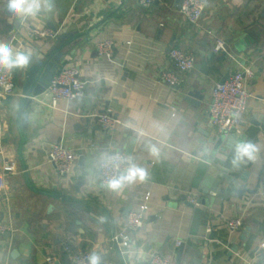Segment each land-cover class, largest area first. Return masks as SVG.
<instances>
[{
	"label": "crops",
	"instance_id": "1",
	"mask_svg": "<svg viewBox=\"0 0 264 264\" xmlns=\"http://www.w3.org/2000/svg\"><path fill=\"white\" fill-rule=\"evenodd\" d=\"M10 3L0 0V46L27 63L15 66L17 89L0 114V167L6 160L17 162L0 204V220L12 226L0 232V264H49L48 256L55 264H72L66 242L91 249L96 264H122L111 238L126 227L128 213L142 207L146 220L131 230L128 264H149L154 251L178 264V240L186 245L180 264H195L191 258L199 264H264V0H205L197 24L186 20L178 0H155L149 7L139 0H27L25 8L38 5L31 12H17ZM24 20L52 27L57 36L30 38ZM220 36L234 58L213 51ZM101 39L115 42L112 59L99 54ZM171 45L196 56L180 87L160 79L173 66ZM54 48L65 51L61 67L80 68L85 93L61 100L57 108L32 100L24 125L19 112L26 72ZM242 65L255 70L244 130L232 146L216 151L209 142L218 133L208 112L211 90ZM191 91L203 96L190 97L198 104L189 99ZM109 107L122 122L106 132L97 114ZM133 138L126 171L103 185L100 166L108 151L126 152ZM54 142L77 152L75 169L66 176L48 160ZM80 150L84 179L77 172ZM246 169L248 179L232 193H201L204 185L211 188L217 179ZM132 171L136 175L129 178ZM190 192L208 196L210 205H192ZM236 217L244 225L232 231L226 222Z\"/></svg>",
	"mask_w": 264,
	"mask_h": 264
},
{
	"label": "built area",
	"instance_id": "2",
	"mask_svg": "<svg viewBox=\"0 0 264 264\" xmlns=\"http://www.w3.org/2000/svg\"><path fill=\"white\" fill-rule=\"evenodd\" d=\"M155 0H139L144 7L151 6ZM180 10L186 20L192 24L200 22L205 11V0H180ZM30 38H50L56 37L57 32L52 27H38L27 23H22ZM133 39V37L131 38ZM132 40H130L131 42ZM115 42L111 39H101L97 41L98 52L101 56L112 59ZM213 51L223 52L234 58L228 41L220 36L217 38ZM173 66L161 71L160 79L167 82L171 87H180L184 82V74L195 67L196 56L194 53L186 51L178 46H173L170 50ZM15 60L9 57L8 65L0 64V114H3L6 100L16 92L17 86L14 80L13 64ZM255 76L252 66L242 65L239 69L232 71L224 82L216 83L211 90V99L208 104V112L211 121L216 126L218 133L241 134L244 130V115L249 107V100L253 92L249 89V83ZM86 81L81 76L78 66L67 65L60 67L55 73L52 81L45 90L48 99L39 98L38 95H25L31 100L38 99L52 108H57L61 100H71L85 93ZM43 93V94H44ZM99 124L106 132L115 130L121 123V119L115 116L111 107L104 112L97 114ZM0 131L2 126L0 125ZM77 152L63 142H54L48 149V160L60 176H66L73 172L76 166ZM129 156L122 149L115 148L108 151L105 159L101 162V182L103 185H111L117 180L128 167ZM17 162L6 160L0 167V204L7 198L8 177L16 172ZM200 194L190 192L187 199L194 205H198ZM146 207L140 210H132L127 216V225L121 230H116L111 238L113 247L123 255L127 248L131 246V230L141 228L146 220ZM227 226L232 231H237L243 227V220L240 217L227 220ZM11 224L0 220V232L11 231ZM212 231L211 225L207 228ZM182 241L178 240L177 244ZM264 246V243L262 244ZM63 247L68 253L72 264H92L94 258L91 249H73L69 243H64ZM49 264H55L54 258H46ZM149 264H175L173 257L159 251L152 252Z\"/></svg>",
	"mask_w": 264,
	"mask_h": 264
},
{
	"label": "water",
	"instance_id": "3",
	"mask_svg": "<svg viewBox=\"0 0 264 264\" xmlns=\"http://www.w3.org/2000/svg\"><path fill=\"white\" fill-rule=\"evenodd\" d=\"M178 2L180 5V0H178ZM62 41H64V39ZM172 47L173 46L171 45L169 50H171ZM56 48H54L49 54H47L44 59L37 60L36 62H34L33 65H31L29 67L28 71L26 72V80H25V85L23 88L25 95H34V96L41 95L45 92L46 88L49 86V84L52 81L55 73L61 67L60 63L62 61L64 52H65L64 50H60V51L55 52ZM114 53L115 54L118 53V48L116 46H114ZM227 77H228V75L225 76L223 78V80H221V82H224ZM191 96H194L197 98L199 97L200 100L203 98V96L200 95L198 92H194V91L189 92V95H188L189 99H191L196 104L199 103L198 100L197 101L193 100L192 98H190ZM31 103H32V100L30 98H28L27 96H25V101L23 103V107H22L21 111L19 112V115H20L24 125H26V123L28 122V119H29V114L27 112V108L30 107ZM86 118L89 121V117H86ZM262 127L264 129V126H262ZM240 136L241 135L239 133H231L228 135L223 134V133H217L209 139V142L213 145V148L216 151L226 150L227 148L232 146V143L236 139H238V137H240ZM135 141H136V138H133L128 149H127V151H126L127 155L132 154V146H133V143ZM79 154H80V156H79V160H78V164H77V172L79 174V178L84 179L83 178V171L85 168V157H84L83 152L81 150L79 151ZM205 157L207 158L208 154ZM238 164H240V163H238ZM239 167H240L239 165H236L232 171H234V172L239 171ZM249 173H250L249 170L246 169L243 171L242 174H236L234 177H231V178L225 177L222 180L217 179L215 181V184L211 188H208V186L204 185L201 188V193L205 192L211 196H216L219 192L224 194V195H227L230 192L232 193L234 190H236L238 185H240V186L243 185V181L248 179ZM222 175L223 174H221V176ZM243 192H244L243 189L238 190L239 194H242ZM199 201L206 204V205H210V198H208V196H202L200 194ZM7 233H10V232H7ZM245 237H246L245 234H243L241 236L242 239H244ZM185 246L186 245L182 242L180 244V246L177 248L176 261L178 264H180L182 262V259L184 258V252H185V248H186ZM195 251L196 250L192 249L190 252L195 254L196 253ZM14 252H16V250H14ZM14 252H13V254H14ZM120 256H121L122 264H128L126 257L121 252H120ZM191 261L194 262L195 264H199V262L196 261L195 259L191 258ZM98 264H108V262L101 261Z\"/></svg>",
	"mask_w": 264,
	"mask_h": 264
},
{
	"label": "clouds",
	"instance_id": "4",
	"mask_svg": "<svg viewBox=\"0 0 264 264\" xmlns=\"http://www.w3.org/2000/svg\"><path fill=\"white\" fill-rule=\"evenodd\" d=\"M26 3H27V0H11L10 8L17 12H20V11L31 12L32 7L38 6L35 3H33V4H29L28 7L25 8L24 5ZM26 63H27V59L23 55H18L16 60L13 62L14 65H19V66H23ZM0 64L8 65L9 67L12 66L9 64V50L4 46H0ZM243 151L247 152V148L243 149ZM135 175H136V171H132L129 178ZM140 175L142 178L143 177L142 171L140 172ZM115 186L116 185L114 184L113 187ZM92 264H96L95 258H93Z\"/></svg>",
	"mask_w": 264,
	"mask_h": 264
}]
</instances>
